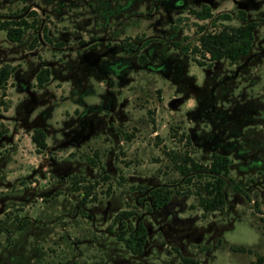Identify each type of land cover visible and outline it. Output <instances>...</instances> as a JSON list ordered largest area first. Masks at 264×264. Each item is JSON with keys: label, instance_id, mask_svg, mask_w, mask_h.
I'll return each instance as SVG.
<instances>
[{"label": "rangeland", "instance_id": "1", "mask_svg": "<svg viewBox=\"0 0 264 264\" xmlns=\"http://www.w3.org/2000/svg\"><path fill=\"white\" fill-rule=\"evenodd\" d=\"M203 6L211 17H197ZM241 12L259 22L251 51L195 63L199 36ZM22 19L34 26L19 43L0 29V65L13 67L0 95V264H264V0H0V27ZM185 153L231 158L224 209L203 211L209 176L186 182ZM155 189L169 193L159 210ZM123 211L134 214L116 220ZM139 220L146 245L132 254L118 233Z\"/></svg>", "mask_w": 264, "mask_h": 264}, {"label": "trees", "instance_id": "2", "mask_svg": "<svg viewBox=\"0 0 264 264\" xmlns=\"http://www.w3.org/2000/svg\"><path fill=\"white\" fill-rule=\"evenodd\" d=\"M197 17L204 19L211 17V11L209 7L203 6L199 11L195 12ZM35 14V12L30 13ZM224 18H229V15H222ZM240 19L242 24L235 25H223L218 31L202 33L196 45L191 49L193 53L192 59L200 66L205 65V62L199 60L195 55L200 53L202 58H206L209 61L208 66L215 61L221 59H227L230 62H236L240 58L246 56L253 46L255 40V33L258 29L259 22L255 20H246L244 12H241ZM11 22V21H10ZM10 22H4L0 29L6 32V38L15 43L21 42L25 30L33 27V23L25 19L14 21V24ZM34 22V21H33ZM35 23V22H34ZM202 28V26L200 27ZM44 35L47 37V32L43 29ZM46 32V33H45ZM48 40L49 37H47ZM62 44V43H60ZM129 49L126 52H131L135 47L132 42L129 44ZM183 51L188 52L187 46L182 47ZM144 61V57H141ZM13 67L9 64L0 65V95L5 96V88L9 77L11 76ZM50 79V68H41L36 75L37 86L42 88ZM46 134L41 128H36L31 134V140L36 146L37 152L44 150L47 147ZM232 160L229 156L220 153H213L211 161L208 165H203L195 162L192 157L185 153L180 156L175 162V167L181 174L186 177V182L193 180V174L206 175L209 179L205 180L199 193V205L204 212H211L222 210L227 204L226 186L229 177L230 166ZM237 187V186H236ZM88 195V192L86 193ZM152 206L155 210L162 209L169 201V193H161L155 189L151 191ZM134 213L131 211H123L116 216V220L123 218H129ZM125 224V223H124ZM123 223H120L122 227ZM125 226V225H124ZM124 233L121 231L118 233V239L124 242L126 249L132 254H141L144 250L147 240V228L145 224L139 220L134 228L128 230L125 226ZM127 233V235H125ZM239 250H244L240 248ZM180 264H198L196 260L182 256V262Z\"/></svg>", "mask_w": 264, "mask_h": 264}]
</instances>
